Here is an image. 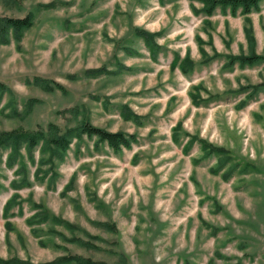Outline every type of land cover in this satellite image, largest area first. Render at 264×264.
I'll return each instance as SVG.
<instances>
[{"label":"rangeland","instance_id":"rangeland-1","mask_svg":"<svg viewBox=\"0 0 264 264\" xmlns=\"http://www.w3.org/2000/svg\"><path fill=\"white\" fill-rule=\"evenodd\" d=\"M202 6L198 0H0V16L31 13L34 22L19 48L0 44V131L60 134L87 121L135 137L130 148L114 151L81 134L62 160L44 164L38 149L34 161L22 150L29 185L16 189L9 184L21 164L0 162V258L264 264V89L238 106L241 86L264 83V60L224 65L227 55L249 52L245 26L264 56V0L246 15L222 6L210 15L192 11ZM135 27L158 33L157 60ZM196 37L209 57L218 54L208 64ZM187 51L193 70L171 67L174 52L183 57ZM97 68L116 72L83 75ZM34 77L57 81L65 91L41 88L30 82ZM195 85L203 100L198 105L192 102ZM10 99L15 115L5 106ZM121 105L139 118L122 117ZM202 140L226 149L230 162L214 171L219 157L204 156ZM230 164L235 170L224 177ZM15 176L19 181L21 174ZM14 192L19 198L4 216ZM35 211L45 216L28 225Z\"/></svg>","mask_w":264,"mask_h":264},{"label":"trees","instance_id":"trees-1","mask_svg":"<svg viewBox=\"0 0 264 264\" xmlns=\"http://www.w3.org/2000/svg\"><path fill=\"white\" fill-rule=\"evenodd\" d=\"M200 1L203 6L200 9L193 7V12L198 13L202 12L206 15L212 14L214 8L217 6L228 7L230 9L231 14H236L238 9H240L239 13L246 15L250 13L252 10L259 11V2L261 0H198ZM248 21V19H246ZM33 16L31 13L26 14L23 17H11V16H0V44H8L10 42H14L15 45L19 48V42L23 37L25 31L29 30L33 25ZM135 34L143 40L147 50L149 51V56L154 61L157 60V53L161 50V45L155 42V36L158 34L157 32H149L143 28L135 27L134 29ZM245 35L248 40L249 52L247 54L241 53L239 55H227V60L224 62V65L227 67H231L235 62L239 64V66L244 65H253L258 62L264 60V56L261 54H257L254 50V41L251 32V28L245 26ZM199 42V51L202 55V59H204L203 63L208 64L212 59H214L218 54L215 52V57H209L206 53L205 49L202 48V39L201 37H196ZM126 53L132 55L134 51L129 47H125ZM171 67L178 65L180 70L183 73H190L193 70V62L190 58V54L187 51L183 57L179 55L178 52H174L173 58L171 61ZM121 70L129 69L122 63H118L117 65ZM116 71H108L105 68H97V69H89L83 72L86 77H95V75L100 73H107L112 74ZM26 82L28 83L29 80L27 79ZM30 82L33 84L39 85L41 88L48 89V90H60L61 92L65 91L63 85L58 83L57 81H48L41 77H34ZM4 84H0V101L2 100L4 94ZM195 92L192 98V102L195 105L200 104L203 100L199 101L198 91L200 89V85H195L192 87ZM250 88V89H249ZM260 89H264V83H260L254 86H241L238 90V93H243L244 98L239 101L238 106H241L245 103V100L248 98L253 97ZM28 103L27 105H29ZM5 106L11 107L10 114L15 115L17 114V110L13 105V100H9ZM119 114L124 117H130L133 119H138L139 117L133 113L127 105H121ZM180 124L176 125L172 129V139L178 143L179 134L178 130L180 128ZM78 127L66 129L65 132L57 134L56 132H52L49 134H45L42 130L38 131H28L22 130L20 128L11 129L10 131H0V162H4V164L8 168H12L15 163H20L21 167L15 168L12 171L14 177L15 175L21 174V178L19 181L17 179H12L10 181V186L13 188H19L26 184L27 175L25 174L23 168L26 167L24 163V153L29 157L30 161H34L33 152L38 149L39 154H43L40 159V163L44 164L46 161H50L53 158L57 160H62L64 154L67 153V150L70 146L71 139L76 136H81V134H85L88 137L95 136L97 141L105 142L110 148L114 151H120L121 148H130L135 141V137L133 134H128L122 131H109L105 128L92 125L87 121H81ZM194 141V137L189 138L184 148L187 149L191 146ZM201 150L204 156L215 155L219 157L218 165L213 169L214 171H218L221 168H224L230 162V156L226 149L222 147H217L211 143H208L204 140L201 141ZM6 152L5 157L3 158V154ZM47 155V156H44ZM235 170V165L230 164L226 171L224 177L231 174ZM42 171L41 168L36 169V175ZM35 175V176H36ZM44 178V177H42ZM70 186L68 183L67 187ZM19 198V194L17 192L12 193V195L8 198V200L4 204L3 208V215L8 216L10 215V210L17 202L16 199ZM21 211V208H20ZM40 215V216H39ZM39 216V217H38ZM42 216L44 217V213L41 211H35L30 217L27 218L26 223L28 225H32L35 222H40L42 220ZM38 217V220L35 219ZM54 220V219H53ZM56 223H59L60 220L56 219ZM8 222V221H7ZM10 223H6L8 226ZM60 224V223H59ZM72 225L66 223L65 227H69L68 229L72 230ZM74 229V228H73ZM75 241H80V239H76ZM96 264L92 259L84 258L82 256L77 255H65L60 256L53 261L37 263V264ZM0 264H33L29 261H22L19 258H12V259H2L0 258ZM35 264V263H34Z\"/></svg>","mask_w":264,"mask_h":264}]
</instances>
